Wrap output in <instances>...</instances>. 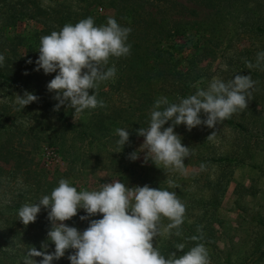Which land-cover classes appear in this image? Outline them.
Returning a JSON list of instances; mask_svg holds the SVG:
<instances>
[{"label":"rangeland","instance_id":"obj_1","mask_svg":"<svg viewBox=\"0 0 264 264\" xmlns=\"http://www.w3.org/2000/svg\"><path fill=\"white\" fill-rule=\"evenodd\" d=\"M108 1L0 0V54L5 57L0 71L16 81L0 79V264H23L26 250H42V242L49 244V252L55 250L54 243L47 240L51 228L47 210L42 207L36 221L27 226L18 219V210L50 195L61 179L78 192L99 190L101 185L117 180L128 187L147 184L175 192L185 206L183 223L178 229L181 235H175L177 229H172L170 235L153 239V246L165 258L172 252L180 256L182 250L175 245L185 244L193 232L214 228L216 248L206 247L209 264H224L222 257L228 252L236 264H264V64L252 69L245 65V61L255 64L257 53L264 51V33L259 31L264 28V0H239L231 13L214 18L208 27L210 32H218L211 37V49L197 50L189 64L182 58L183 70L205 90L213 78L227 82L237 74L250 75L257 82L248 108L231 117L243 123L246 130L225 122L212 129L200 125L188 131L183 124L174 128L181 143L191 150L182 172L164 171L151 161L142 163L143 152L136 161L128 159L144 140L136 130L149 126L136 117L140 111H134L142 103L138 88L118 85L116 76L101 82L96 94L104 107L88 110L103 116L82 124L80 114L74 122V109L61 106L58 112L53 111L58 101L53 99L55 93L47 90V84L56 73L34 70L42 36L59 31L65 24L75 25L89 12L113 17L114 9ZM188 6L196 7V12L184 16L183 23L189 22L194 33L197 29L191 20L204 17L208 10L205 6ZM193 45L194 41L186 44L185 54L190 53ZM29 59L32 63H27ZM25 90L38 96L39 101L17 111L16 94L22 96ZM93 91L90 89L89 94ZM153 93L164 97L162 92ZM121 109L133 114L128 123H123L130 133V143L121 152H114L119 137L105 129L109 122L105 116ZM59 112L77 127L67 125ZM99 118L103 128L98 124ZM201 118H206L203 113ZM86 129L91 136L82 135L80 130ZM213 131V138L206 139ZM224 158L227 161L222 162ZM168 181L178 187L170 188ZM214 209L216 215L212 219ZM82 215L86 213L79 209L76 216L64 223L83 231L89 220L102 218V214H97L82 221ZM169 223L162 217L161 231ZM73 251L66 250L64 257L53 264H71L67 257ZM34 259L39 261L42 257Z\"/></svg>","mask_w":264,"mask_h":264},{"label":"clouds","instance_id":"obj_2","mask_svg":"<svg viewBox=\"0 0 264 264\" xmlns=\"http://www.w3.org/2000/svg\"><path fill=\"white\" fill-rule=\"evenodd\" d=\"M130 32L131 28L121 27L115 18L109 17L106 24L95 26L93 18L88 17L40 38L34 70L56 73L47 84V90L54 92L53 99L58 101L53 111L58 112L61 106L74 109L75 122L85 110L104 107V102L97 100L96 89L116 74L115 66L108 67L109 58L130 55L131 45L127 43ZM4 60L0 54V65ZM27 63H32L31 59ZM261 64H264V51L257 53L255 64L245 61L249 69L259 68ZM256 83L250 75L237 74L227 82L213 78L206 90L195 86L194 94L180 98L177 103H170L167 97L158 98L150 112L149 126L136 130L138 136L144 137L143 143L128 159L136 161L143 152L142 163L151 161L164 171L182 172L191 150L181 143L174 128L181 124L188 131L200 125L216 128L233 114L248 108ZM90 89L94 90L91 95ZM38 101V96L25 90L22 96L16 94L14 104L21 111ZM201 113L206 118L202 119ZM169 121L171 124L164 127ZM116 134L119 139L114 152H121L130 143V133L117 128ZM214 135L215 131L206 139ZM168 184L170 188L178 187L172 181ZM42 207L47 210L51 223L47 240L54 243L55 250L49 252L47 242L41 243L42 250L28 248L23 264H53L68 249L74 250L67 257L71 264H209L203 244H196L180 256L172 252L168 258L153 246L154 238L170 235L172 229H177L175 235H181L178 229L183 223L185 206L175 192L147 184L128 187L118 180L101 185L99 190L78 192L67 180L61 179L50 195L42 196L34 204L23 205L18 210V219L27 226L36 221ZM79 209L86 213L80 216L82 221L97 214H102V218L89 220V226L83 231L65 224ZM162 217L170 221L163 231L159 227ZM175 248L184 250L185 245L180 243ZM35 257L42 259L37 261Z\"/></svg>","mask_w":264,"mask_h":264},{"label":"trees","instance_id":"obj_3","mask_svg":"<svg viewBox=\"0 0 264 264\" xmlns=\"http://www.w3.org/2000/svg\"><path fill=\"white\" fill-rule=\"evenodd\" d=\"M109 0L108 5L114 9V16L117 23L121 27L131 28L127 43L131 45L130 55L126 57H110L109 65L115 66L117 84L122 87L134 86L142 93L140 99L141 107L134 108V111H140L139 117L143 122L149 124L150 112L154 102L160 98L154 95L153 92H162L164 97H167L170 103L179 102L180 98L194 94L197 84L194 83L195 77L183 70L182 63L185 60L187 64L193 54L197 50L209 51L212 44V36H216L218 32L212 33L208 27L214 23V18L227 16L231 13V9L239 0ZM194 6H205L208 13L200 19L191 20L194 27L197 29L190 31L189 22H184V16L196 12ZM162 13V15H161ZM166 14H168L166 16ZM173 14H178L174 17ZM92 17L95 26L104 25L107 23L108 16L89 12L82 16L80 20ZM182 23V24H181ZM259 31L264 33V28H259ZM185 37L186 39L176 41L177 38ZM188 38V39H187ZM194 41V45L190 48L189 54H185V46L188 42ZM211 49V48H210ZM184 53V54H182ZM191 56V57H190ZM184 60H183V59ZM186 67V66H185ZM114 76V77H115ZM189 77V78H188ZM0 79L10 83H16L15 79L0 71ZM70 127H77L75 124L61 112H59ZM135 114V113H134ZM103 113L85 110L80 114V122H93ZM108 118L106 130L116 132L117 128H124L125 124L131 120L133 114L129 111L112 112L111 115L105 116ZM225 123L240 130L247 128L241 122H235L232 118L224 121ZM100 128H103L102 120L98 119ZM171 124L169 121L164 127ZM93 126H91L92 128ZM82 135L91 136L92 133L88 129L80 130ZM94 139V137H92ZM220 160V159H219ZM227 161V158L221 160ZM53 190V189H52ZM50 190V192L52 191ZM49 195V194H48ZM215 209L212 212V219L215 217ZM101 218V216H99ZM99 218V219H100ZM212 227V225H211ZM207 232H193V236L200 237L197 240H186L185 248L181 251V255L189 251L196 244H203L205 247L216 248L215 230L210 228ZM224 264H236L232 259L231 252L222 257Z\"/></svg>","mask_w":264,"mask_h":264}]
</instances>
